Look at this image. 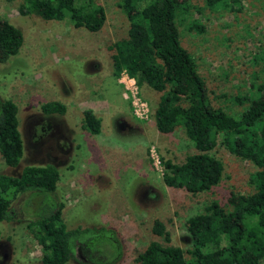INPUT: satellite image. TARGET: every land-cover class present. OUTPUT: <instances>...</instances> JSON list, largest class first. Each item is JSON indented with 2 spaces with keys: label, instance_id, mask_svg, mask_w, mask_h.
I'll return each instance as SVG.
<instances>
[{
  "label": "rangeland",
  "instance_id": "obj_1",
  "mask_svg": "<svg viewBox=\"0 0 264 264\" xmlns=\"http://www.w3.org/2000/svg\"><path fill=\"white\" fill-rule=\"evenodd\" d=\"M22 1L0 0V19L22 34L18 52L0 63V98L17 107L23 145L16 166L5 165L0 157V173L17 175L24 165L51 163L59 178L52 193L31 198L25 192L11 202V218L0 221V264H39V246L25 223L53 202H62L68 229L102 227L78 238L91 254L73 249L74 257L65 264H101L116 250L118 258L111 264H140L134 258L149 241L164 244L151 232L153 219L163 223L169 245L186 250L188 216L213 202L228 207L230 193L253 191L248 177L255 166L220 144L209 151L223 167L220 181L209 191L191 194L163 183L161 159L179 163L195 149L180 126L170 133L156 130L153 111L159 93L136 85L147 106L145 118L133 113L131 98L123 95L119 78L125 72L114 76L108 48L126 36L128 21L118 0H95L105 17L92 32L67 20L19 15ZM176 2L187 6L176 14V30L203 79L207 101L238 116L246 103L238 104L234 97L255 96L264 83V66L257 57L264 50V0ZM145 4L139 0L135 8ZM192 20L202 25V32L188 28ZM52 100L64 104V114L40 112L39 106ZM91 104L101 119L97 134L81 128V110ZM151 154L157 155L158 168Z\"/></svg>",
  "mask_w": 264,
  "mask_h": 264
},
{
  "label": "trees",
  "instance_id": "obj_2",
  "mask_svg": "<svg viewBox=\"0 0 264 264\" xmlns=\"http://www.w3.org/2000/svg\"><path fill=\"white\" fill-rule=\"evenodd\" d=\"M138 1L118 0L128 26L126 36L108 46L112 50L114 76L123 69L137 86L145 84L159 93L153 111L156 130L170 133L180 126L195 149L179 163L161 159L163 183L191 194L209 191L222 175L221 161L209 153L217 144L249 161L255 170L248 177L252 192L230 193L228 207H219L215 202L205 204L201 211L185 219L189 248L169 245L163 223L153 219L151 232L161 237L164 244L149 241L134 260L140 264H264V83L257 86L255 96L234 97L238 104L246 103L238 116L213 107L206 99L203 79L181 46L176 30V14L187 6L176 0H146L137 10ZM17 12L45 20H67L73 27L91 32L102 26L105 17L95 0H23ZM188 28L198 33L203 30L195 20ZM21 43L20 30L0 19V63L15 55ZM257 57L264 66V50ZM39 110L45 115H62L65 106L52 100L42 103ZM81 128L90 134L100 131V120L90 109L82 110ZM22 152L17 107L10 99L0 98V157L5 165L14 167ZM58 178V170L51 163L24 165L17 175L0 173V221L11 218L10 204L19 195L27 192L32 198L52 193ZM62 207V202H53L25 223L39 246V264H65L74 257L76 248L90 253L86 242H77L78 238L102 229H68L62 221ZM118 255L116 250L112 259L100 260L101 264H111Z\"/></svg>",
  "mask_w": 264,
  "mask_h": 264
},
{
  "label": "built area",
  "instance_id": "obj_3",
  "mask_svg": "<svg viewBox=\"0 0 264 264\" xmlns=\"http://www.w3.org/2000/svg\"><path fill=\"white\" fill-rule=\"evenodd\" d=\"M119 83L123 86V95L129 99L133 107V113L139 118H145L147 115V106L145 102L141 101L137 96L136 84L133 78L129 77L126 73H123L119 78ZM152 164L156 168L159 164L157 155L151 154ZM158 168V167H157Z\"/></svg>",
  "mask_w": 264,
  "mask_h": 264
},
{
  "label": "crops",
  "instance_id": "obj_4",
  "mask_svg": "<svg viewBox=\"0 0 264 264\" xmlns=\"http://www.w3.org/2000/svg\"><path fill=\"white\" fill-rule=\"evenodd\" d=\"M93 106H94V105L91 104V105L87 106V109H90V110L94 113V115L97 116L98 112H96V110L94 109ZM83 109H86V108H83ZM83 109H82V110H83ZM82 110H81V111H82ZM97 117H98V116H97ZM98 118H99V117H98ZM99 120H101V119L99 118Z\"/></svg>",
  "mask_w": 264,
  "mask_h": 264
}]
</instances>
